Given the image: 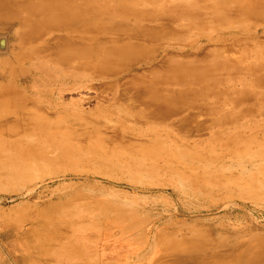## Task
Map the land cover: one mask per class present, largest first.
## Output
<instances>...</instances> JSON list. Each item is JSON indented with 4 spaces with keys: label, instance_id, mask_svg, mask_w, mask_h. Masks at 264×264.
I'll return each instance as SVG.
<instances>
[{
    "label": "rangeland",
    "instance_id": "374dc122",
    "mask_svg": "<svg viewBox=\"0 0 264 264\" xmlns=\"http://www.w3.org/2000/svg\"><path fill=\"white\" fill-rule=\"evenodd\" d=\"M0 2V264H264V0H109L77 58ZM142 90L203 96L126 124Z\"/></svg>",
    "mask_w": 264,
    "mask_h": 264
},
{
    "label": "bare ground",
    "instance_id": "6f19581e",
    "mask_svg": "<svg viewBox=\"0 0 264 264\" xmlns=\"http://www.w3.org/2000/svg\"><path fill=\"white\" fill-rule=\"evenodd\" d=\"M99 2V4H98ZM109 0H67L66 4H62L61 0H48V5H35L33 6L35 9L33 11H28L26 14L28 15V19H26L27 22L32 21V15H36L40 13H48V15H57L58 17L52 16L53 18H47L44 20V24L41 25L42 27L39 28L41 31L42 28L45 30L51 29L56 31V33L61 32L64 34V38H62L64 44H68V46H71V49L73 48L70 38L76 37L78 40L82 41V37L80 35H74L70 32H68L70 29H72L73 26H75L77 23L76 19H68L66 15H72V16H78L81 18H85L87 15H93V14H102L101 10H105L107 8ZM2 3L0 2V9L2 8ZM79 21H84V24H87V21L85 19H79ZM62 28L64 30H62ZM67 31V32H66ZM35 32L36 29H32L31 38H35ZM37 33V32H36ZM85 38V37H83ZM82 53L81 51L72 50V55H74L76 58ZM160 92L156 90H142L137 93L136 97V103L138 102L142 110L133 111L132 105L128 106L127 109L123 112L122 120L123 122H126L128 124V118L130 115H132V118H136L140 116L141 114H144L148 111L157 110V111H164V112H173L180 109H185L189 107H194L202 101L200 99L203 95L195 96L192 94L184 93V94H175L171 92H163L164 94H159ZM200 99V100H199ZM0 102H2L3 108L8 103L11 104V107L9 109H4L1 114L2 119H6L8 116H12L14 119L18 120L20 119L18 112L15 111V109L20 106L21 104H25L28 102V100L21 96L20 94L16 92H7L5 90L0 91ZM18 109V108H17ZM135 110V109H134ZM120 115V114H119ZM121 116V115H120ZM189 116V113L186 115H183V117ZM200 117H206L210 118L207 119L208 121H213V125H215V128L222 129V131H218L216 133L217 137L220 136H228L235 133L236 129H226L224 126L231 125L235 126L237 125V120L240 119V115H237L236 113H232L230 111L223 113L221 111H218L216 109L209 108L205 110V113H202L200 115H196ZM195 117H192L191 119L194 120ZM187 122V121H186ZM182 162V161H181ZM261 167V165H260ZM245 179V178H243ZM249 181V180H248ZM247 181V182H248ZM252 181V180H250ZM249 181V182H250ZM254 183V182H253ZM263 185V184H262ZM256 187V186H255ZM215 264H219L218 261L215 262ZM223 264V263H220ZM228 264V263H227Z\"/></svg>",
    "mask_w": 264,
    "mask_h": 264
}]
</instances>
